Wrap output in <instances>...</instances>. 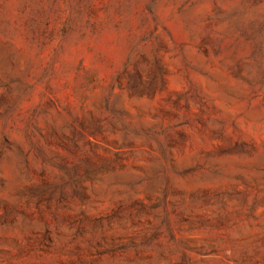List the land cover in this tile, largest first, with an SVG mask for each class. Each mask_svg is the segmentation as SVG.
Here are the masks:
<instances>
[{
    "label": "rangeland",
    "instance_id": "1",
    "mask_svg": "<svg viewBox=\"0 0 264 264\" xmlns=\"http://www.w3.org/2000/svg\"><path fill=\"white\" fill-rule=\"evenodd\" d=\"M0 264H264V0H0Z\"/></svg>",
    "mask_w": 264,
    "mask_h": 264
}]
</instances>
